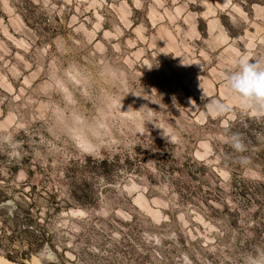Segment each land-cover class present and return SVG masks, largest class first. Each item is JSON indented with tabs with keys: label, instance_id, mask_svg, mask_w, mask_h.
Instances as JSON below:
<instances>
[{
	"label": "rangeland",
	"instance_id": "rangeland-1",
	"mask_svg": "<svg viewBox=\"0 0 264 264\" xmlns=\"http://www.w3.org/2000/svg\"><path fill=\"white\" fill-rule=\"evenodd\" d=\"M32 1L36 27L25 0H0V150L55 166L142 149L140 171L89 212L167 220L160 232L183 236L186 260L264 264V150L238 151L226 133L237 115L264 111L224 85L240 58L264 62V3ZM212 101L229 106L215 111ZM187 156L209 173L186 182L168 168ZM234 174L257 198L241 200Z\"/></svg>",
	"mask_w": 264,
	"mask_h": 264
},
{
	"label": "trees",
	"instance_id": "trees-1",
	"mask_svg": "<svg viewBox=\"0 0 264 264\" xmlns=\"http://www.w3.org/2000/svg\"><path fill=\"white\" fill-rule=\"evenodd\" d=\"M239 1L245 8L264 3ZM37 8L32 0H25L20 9L24 20L34 27L42 18L34 15ZM226 133L249 149L261 146L264 150V113L237 115L226 126ZM145 158L141 149L134 154L84 155L64 164L43 166L10 158L0 150V262L28 264L38 258L33 255L46 251L54 256L50 264H235L186 260L184 251L190 247L183 236L178 239L160 232L167 220L156 223L141 211L124 219L115 213L89 212L116 189L117 181L123 183L140 171ZM168 168L181 172L186 182L209 173L203 160L190 156ZM243 182L234 174L230 186L247 203L257 197L248 195ZM201 247L205 250V245Z\"/></svg>",
	"mask_w": 264,
	"mask_h": 264
},
{
	"label": "clouds",
	"instance_id": "clouds-1",
	"mask_svg": "<svg viewBox=\"0 0 264 264\" xmlns=\"http://www.w3.org/2000/svg\"><path fill=\"white\" fill-rule=\"evenodd\" d=\"M237 64V69L224 79L229 98L245 108L264 111V62L250 63L247 58H240ZM228 106L223 101L211 102V108L215 111L227 109ZM229 142L234 149L243 150V144L237 137H231Z\"/></svg>",
	"mask_w": 264,
	"mask_h": 264
},
{
	"label": "water",
	"instance_id": "water-1",
	"mask_svg": "<svg viewBox=\"0 0 264 264\" xmlns=\"http://www.w3.org/2000/svg\"><path fill=\"white\" fill-rule=\"evenodd\" d=\"M33 256H39L40 257V261L42 263L47 262V261H51L52 260V254L50 252H41L39 255H33Z\"/></svg>",
	"mask_w": 264,
	"mask_h": 264
},
{
	"label": "bare ground",
	"instance_id": "bare-ground-1",
	"mask_svg": "<svg viewBox=\"0 0 264 264\" xmlns=\"http://www.w3.org/2000/svg\"><path fill=\"white\" fill-rule=\"evenodd\" d=\"M34 257H39V256H34ZM37 261H38L37 264H43V263L40 261V257L36 260V262H37ZM0 264H3V263L0 262ZM7 264H11V263H7Z\"/></svg>",
	"mask_w": 264,
	"mask_h": 264
}]
</instances>
